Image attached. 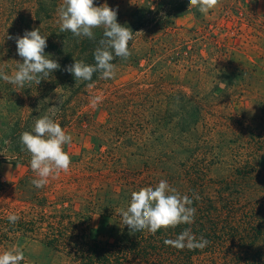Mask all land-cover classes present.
Masks as SVG:
<instances>
[{
    "label": "trees",
    "instance_id": "16d2710c",
    "mask_svg": "<svg viewBox=\"0 0 264 264\" xmlns=\"http://www.w3.org/2000/svg\"><path fill=\"white\" fill-rule=\"evenodd\" d=\"M54 5L0 0V69L9 75L17 70L16 63L23 61L15 38L39 28L47 37L45 54L60 65L39 85L19 88L0 79V100L10 108L6 134H0V159L26 168L15 184V198L0 205L2 249H9L8 242L17 248L36 241L49 249L48 264H264V80L253 79L261 66L216 44L211 55L216 62L225 55L227 65L215 70L195 64L188 75H225L231 69V78L246 80L221 87L192 76L194 82L172 79L171 67L164 66L153 69L157 78L147 88L139 83L117 88L99 73L76 83L65 68L74 59L95 63L103 29H95L92 40L59 33ZM117 22L133 31L129 48L136 59L143 50H171V19L142 13ZM186 51L202 57L198 49ZM225 89L233 93L212 92ZM97 94L103 100L93 108L90 99ZM51 107H56L54 116ZM46 114L73 137L64 146L71 164L66 175L61 171L35 188L31 181L38 177L20 136ZM76 137L85 142L77 155L72 151ZM161 179L193 199L194 222L154 235L130 232L116 210L127 208L132 191L154 187ZM13 213L20 217L15 224L7 219ZM186 228L197 240L207 239V246L178 250L164 243Z\"/></svg>",
    "mask_w": 264,
    "mask_h": 264
},
{
    "label": "clouds",
    "instance_id": "9594fccd",
    "mask_svg": "<svg viewBox=\"0 0 264 264\" xmlns=\"http://www.w3.org/2000/svg\"><path fill=\"white\" fill-rule=\"evenodd\" d=\"M219 2L220 0H189V10L195 8L207 15ZM57 14L59 33L71 32L73 36L92 40L95 39L94 30L103 29L102 38L93 53L95 63L87 64L83 60L74 59L75 62L66 66L65 71L74 76L76 83L92 81L94 73H99V79H114L117 66L113 61L116 58L127 60L131 56L129 43L134 39L131 28L117 22V10L106 3L95 6L94 0H63ZM15 42L17 54L23 62L16 63L17 70L11 75L0 69V79L6 83L19 88L33 83L39 85L60 68L56 60L45 54L47 37L41 35L40 28L25 30L23 36L15 38ZM87 87L91 89L94 84L88 83ZM102 100V94L92 96L91 106L98 107ZM55 108H50L53 116ZM72 141L73 137L47 114L35 120L32 131L21 134L22 150L30 154L31 170L38 177L31 181L35 188L46 186L50 178L69 170L71 158L64 146L71 145ZM194 198L198 200L199 196L194 195ZM192 204V198L182 195L167 180L161 179L154 187L146 186L132 191L127 208L116 211L122 217V224L130 232L147 231L154 235L162 229L166 231L182 224L191 225L196 213ZM7 219L15 224L20 217L13 213ZM164 243L178 250H194L203 249L209 242L202 236L197 240L191 230L186 228L175 239H166ZM24 260V252L16 247L0 253V264H21Z\"/></svg>",
    "mask_w": 264,
    "mask_h": 264
},
{
    "label": "rangeland",
    "instance_id": "374dc122",
    "mask_svg": "<svg viewBox=\"0 0 264 264\" xmlns=\"http://www.w3.org/2000/svg\"><path fill=\"white\" fill-rule=\"evenodd\" d=\"M51 3L56 4L54 5L56 9L52 10V16L58 20L57 10L63 0H51ZM105 3L117 10V18L126 20L143 13L147 18L161 16L174 22L171 50L166 51L160 46L150 51L149 49L143 50L140 57L137 56L139 59H136V52H133L127 60H122L117 65L116 76L111 79L117 88L137 83L140 87L147 88L152 79L157 78L156 70L153 71V69L155 67L160 69L164 66L171 67L172 79L191 80L192 76L194 80L197 78H202L203 81L212 80L219 83L221 87H225L226 84L238 85L241 79L246 80L245 77L237 81L231 78L229 74L231 69H226L225 75L221 72L209 77L188 75L187 69L195 64L201 67H215V70L223 69L222 65H227L225 55L218 62L211 55L216 44L230 52L244 54L243 60L248 59L261 66L260 73L255 74L253 79L264 80V0H220L217 7L207 15L195 8L189 10V0H94L95 6ZM192 48L198 49L202 57L192 56L191 53L185 52V49L191 50ZM166 60L167 65L164 64ZM213 82L206 92L211 91L214 86ZM185 89L190 91L189 87ZM212 92L233 93V90H213ZM8 104L13 103L8 102ZM9 112L10 108L6 101L0 100V134L2 135L6 134L5 126ZM75 139L72 151L77 155L80 150L79 146H83L85 142L81 140V137ZM25 170L26 168L13 160L0 159V181L4 185V190L0 193V205L7 204L15 198V184L23 177ZM12 203L21 205L19 201ZM93 223L97 224L98 219L94 218ZM7 245L9 249L14 247L9 242ZM17 248L22 249L25 255V260L21 264H48L49 262L50 251L39 242L18 243ZM4 251L0 243V253Z\"/></svg>",
    "mask_w": 264,
    "mask_h": 264
}]
</instances>
